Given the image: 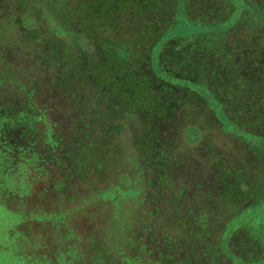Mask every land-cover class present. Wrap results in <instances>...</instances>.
<instances>
[{
    "label": "rangeland",
    "instance_id": "rangeland-1",
    "mask_svg": "<svg viewBox=\"0 0 264 264\" xmlns=\"http://www.w3.org/2000/svg\"><path fill=\"white\" fill-rule=\"evenodd\" d=\"M179 2L130 109L72 81L59 46L103 62L87 38L0 0V264H264V118L246 97L261 60ZM219 48L215 81L195 61Z\"/></svg>",
    "mask_w": 264,
    "mask_h": 264
},
{
    "label": "trees",
    "instance_id": "trees-1",
    "mask_svg": "<svg viewBox=\"0 0 264 264\" xmlns=\"http://www.w3.org/2000/svg\"><path fill=\"white\" fill-rule=\"evenodd\" d=\"M18 1L23 5L29 2L32 10L44 9L54 13L61 23L60 27H63L53 28L54 35L61 37L64 30H68L69 34L87 38V43L99 49L103 62L93 65L90 62L80 63L82 60L80 54L74 61L72 48L59 46L63 50L58 51L57 54L62 59H66L68 65L73 68L72 70L69 68L70 75L75 77L72 81L79 83L84 90L86 89L84 85L88 86L90 83L94 86L98 84L110 86L111 88L105 91L107 97L117 96L122 106L140 109L138 95L146 88L144 80L146 75L140 68L144 62L152 58L153 62L149 61L150 69L152 74H157L155 69L157 61L154 60V56L158 51L154 49L156 43L153 42L168 37L165 36L166 25L175 16L179 0ZM242 1L248 7L238 4L236 6L234 3L236 0L234 2L233 0H190L189 8L190 11H196L200 15V22H206L204 25L211 27L221 25L226 20L230 22V27L223 34L235 35L238 38L235 44L238 46L237 52L242 53V56L249 53L261 60V70L259 69L257 73L259 83L254 89V94H247L246 97L251 96V100L258 102L248 103L249 112L255 116L256 112L261 110L258 113L264 118V0ZM219 49L215 52L216 57L201 56L195 61L197 65L210 66V74L215 81H218V78L214 76V71L219 65L215 58L223 62L222 59L226 58L225 54H232ZM87 57L91 58L92 54L88 52L84 55V58ZM241 65V62L232 66L224 64L229 85L235 86L239 83L240 80L236 75ZM123 70L126 73L124 82L118 79Z\"/></svg>",
    "mask_w": 264,
    "mask_h": 264
}]
</instances>
